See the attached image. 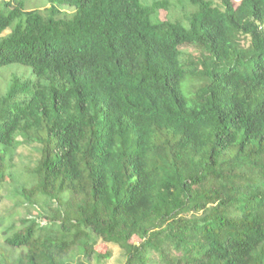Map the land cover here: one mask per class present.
I'll return each mask as SVG.
<instances>
[{"label": "trees", "instance_id": "trees-1", "mask_svg": "<svg viewBox=\"0 0 264 264\" xmlns=\"http://www.w3.org/2000/svg\"><path fill=\"white\" fill-rule=\"evenodd\" d=\"M181 1H0V66L35 76L0 96V183L37 144L19 192L45 207L3 230L17 264H89L97 239L123 264H264V0Z\"/></svg>", "mask_w": 264, "mask_h": 264}, {"label": "rangeland", "instance_id": "rangeland-1", "mask_svg": "<svg viewBox=\"0 0 264 264\" xmlns=\"http://www.w3.org/2000/svg\"><path fill=\"white\" fill-rule=\"evenodd\" d=\"M1 1V0H0ZM25 9H39L44 11L48 6L47 0H22ZM152 2L153 0H146ZM165 1V5L159 7L157 16L160 20L165 19H184V14L192 7L184 4L181 0H157ZM215 4H219L220 0H212ZM239 0H234L237 5ZM184 8V9H183ZM61 13L71 14L73 9L70 7L60 8ZM7 32L9 30H6ZM247 41V40H246ZM182 53V60H195L201 58V50L193 45H187L180 48ZM207 56L206 53L203 52ZM12 76H19L25 80L35 81V76L29 66L18 63H11L0 66V96L3 95L9 87ZM182 93L190 103L193 90L191 89L188 80L181 82ZM39 158V147L37 144L21 143L17 148L16 155L12 163L8 166L5 172L3 181L0 183V264H17L16 259L12 260L8 251L9 246L5 245L4 231L9 224L13 225L15 229H23V219L28 215H33L34 218L43 213L44 205L41 201L31 202L30 199L22 196L20 190L23 187H31L36 182V177L33 175L32 168L35 166ZM8 159L6 164L8 165ZM47 209V208H46ZM38 218L37 220H41ZM10 234V232L8 233ZM137 236H133L132 241H138ZM109 248L110 254L106 255L105 251ZM94 248L99 252L100 257L93 258L88 261L89 264H123L124 256L121 249L113 243H105L100 239L95 240ZM20 252L18 248H16ZM80 253L73 251L69 254L72 260H75Z\"/></svg>", "mask_w": 264, "mask_h": 264}, {"label": "water", "instance_id": "water-1", "mask_svg": "<svg viewBox=\"0 0 264 264\" xmlns=\"http://www.w3.org/2000/svg\"><path fill=\"white\" fill-rule=\"evenodd\" d=\"M9 32V31H8ZM7 31H4L1 35H4V34H6V33H8Z\"/></svg>", "mask_w": 264, "mask_h": 264}]
</instances>
